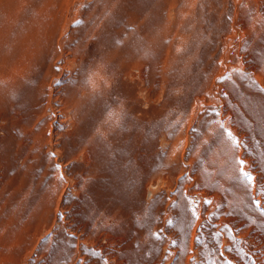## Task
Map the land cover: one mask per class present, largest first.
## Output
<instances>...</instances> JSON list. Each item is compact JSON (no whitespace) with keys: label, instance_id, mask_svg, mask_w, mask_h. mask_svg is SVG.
Listing matches in <instances>:
<instances>
[{"label":"rangeland","instance_id":"1","mask_svg":"<svg viewBox=\"0 0 264 264\" xmlns=\"http://www.w3.org/2000/svg\"><path fill=\"white\" fill-rule=\"evenodd\" d=\"M194 260L264 264V0H0V264Z\"/></svg>","mask_w":264,"mask_h":264},{"label":"snow or ice","instance_id":"2","mask_svg":"<svg viewBox=\"0 0 264 264\" xmlns=\"http://www.w3.org/2000/svg\"><path fill=\"white\" fill-rule=\"evenodd\" d=\"M249 16H251V13L249 14ZM230 19V17H229ZM82 21H78L77 23H81ZM77 72L84 75V80L83 83L81 85V82L79 80L75 81V84L77 86H82L85 89H89L92 87L93 85V81L94 78L98 76V72L95 71L93 68L89 67L88 65H84L82 68L77 69ZM57 85H59L61 83V81H57L56 82ZM98 95V93H96L95 89L93 88L92 90V98L95 99V97ZM113 115H116L115 113L109 112V118H111ZM97 132H99V129H97ZM102 138V134L100 137H98V139ZM53 156H55V153L52 154ZM241 165H243L245 162L244 161H240ZM58 167V166H57ZM242 175L249 181V182H255V177L252 176L251 174L244 172L242 173ZM173 207H176V205H173ZM193 212L195 211L194 209L192 210ZM63 219V216H61V220ZM171 223V222H170ZM158 238H159V234H157ZM198 243H200L199 238H198ZM172 244L175 245L176 241L173 240ZM193 264H195V260L193 261Z\"/></svg>","mask_w":264,"mask_h":264}]
</instances>
